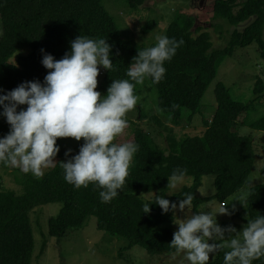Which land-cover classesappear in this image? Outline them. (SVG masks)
<instances>
[{
	"label": "trees",
	"instance_id": "1",
	"mask_svg": "<svg viewBox=\"0 0 264 264\" xmlns=\"http://www.w3.org/2000/svg\"><path fill=\"white\" fill-rule=\"evenodd\" d=\"M125 1L136 9L146 0ZM207 10L211 18L222 19L231 26L251 17L254 19L242 30L234 28L226 45L219 49L212 48L210 33L196 25L197 17L193 14L178 12L167 24L164 35L175 37L177 41L183 39L184 43L175 56L165 62L164 78L159 83L149 79L158 92V108L170 115L174 125H184L185 119L190 121L200 111L202 98L219 66L236 48L257 43L264 59V0H211ZM0 24V94H7L26 81L38 80L43 84L51 71L42 64L44 55L51 54L57 60L63 58L71 51V42L80 35L105 38L112 45V69H103L97 89L107 94L113 80L130 79L127 71L139 49L156 44L144 45L122 37L102 0H0ZM155 26V20L150 19L141 31H151ZM18 50L22 51L14 56ZM13 57L16 59L12 60ZM214 93L216 109L211 119H204L205 129L201 134L177 135L171 129L165 136L166 146L162 148L147 129L136 126L127 142L138 144L139 150L124 187L109 203L101 202V189L94 184L77 189L64 179L61 161L78 154L84 140L66 148L63 143L67 138L58 139L60 152L55 166L42 178L0 163L19 174L21 188L20 192L0 188V264H31L35 240L29 211L51 202L62 203L57 215L48 220V232L58 240L68 231L83 227L87 218L94 215L98 229L127 239L120 253L134 246L143 248L151 259L175 253L169 245L174 238L172 223L179 202L185 199L184 194L193 195V214L207 209L206 205L201 207L207 201L227 204L228 199L245 185L256 157L252 138L239 134L238 128L246 125L264 130V113L257 118L245 115L251 107H258V104L255 107L257 99H262L264 105L261 78L254 84V98L250 102L234 98L231 89L221 81L216 83ZM26 108V104L20 105L17 110ZM184 109L189 111L187 117ZM2 112L0 106V138L11 130ZM69 149L71 153L66 156ZM177 168H186V176L193 181L171 191L167 188L168 176ZM261 171L264 173V162ZM204 176H211L214 184V191L207 196L198 194ZM157 196L176 203L175 212L165 213L161 206L152 202ZM145 203H151L150 213L143 212ZM246 205L245 225L248 219L264 215V183L250 188ZM45 247L44 242L41 252ZM227 251L229 249L224 248L215 252L208 264H224ZM253 264H264V257Z\"/></svg>",
	"mask_w": 264,
	"mask_h": 264
},
{
	"label": "clouds",
	"instance_id": "2",
	"mask_svg": "<svg viewBox=\"0 0 264 264\" xmlns=\"http://www.w3.org/2000/svg\"><path fill=\"white\" fill-rule=\"evenodd\" d=\"M156 41L154 46L139 49L127 71L130 79L113 80L106 95L97 89L100 66L111 70L113 65L112 45L107 39L80 35L63 58L57 60L45 54L42 64L51 71L43 84L26 81L0 94L2 115L11 126L10 132L0 138V163L42 178L45 169L55 166L60 152L58 139H83L79 153L61 161L64 179L77 189L94 184L101 189V202H111L124 187L139 150L136 143L117 142L129 125L127 114L138 104L136 85L143 84L146 78L159 83L166 73L165 62L184 43L183 39L177 41L166 35L157 36ZM25 104L26 109L17 110ZM70 153L71 149L65 155ZM186 174V168L174 169L168 176L167 188L183 184ZM184 197L178 207L180 211L187 209V214L185 218H175L179 227L169 245L177 253H184L189 264H208L210 256L224 248L229 249L224 264H253L264 257V215L248 219L240 231L231 225L223 228L217 223V213L231 214L227 204L218 211L193 214V195L185 193ZM247 198L248 194L243 193L236 200L247 207ZM152 202L165 213L177 209L176 203L163 196ZM151 203L143 205L144 213L151 212ZM226 233L236 235L225 240Z\"/></svg>",
	"mask_w": 264,
	"mask_h": 264
},
{
	"label": "rangeland",
	"instance_id": "3",
	"mask_svg": "<svg viewBox=\"0 0 264 264\" xmlns=\"http://www.w3.org/2000/svg\"><path fill=\"white\" fill-rule=\"evenodd\" d=\"M210 1L146 0L143 5L136 9L131 8L125 0H102V4L113 16L122 37L134 39L144 45L154 44L157 42V36L165 34L167 24L174 18L175 14L184 12L197 17L196 25L202 26L203 30L210 33L212 48L219 49L226 45L230 32L234 28L242 30L254 17L239 25L231 26L222 19L211 18V13L207 10ZM150 19L155 20V28L145 33L142 32L141 28ZM21 51L15 52L14 56H17ZM15 59L16 57H13L12 60ZM103 69L104 67L100 66L99 82L102 79ZM258 78H261L264 82V59L260 56V48L257 43L236 48L233 55L227 56L219 66L215 79L211 82L202 98L200 111L190 121L185 119L184 125H174L169 119L170 115L158 108L157 89L150 79L146 78L143 84H137L136 94L139 96L138 104L134 110L127 114L129 125L123 135L118 138L117 142H127V139L138 125L147 129L162 148L166 146L165 136L171 129L177 135L201 134L205 129L204 119H211L216 109L214 89L217 82L221 81L225 83L231 89L234 98L250 102L254 98L253 87ZM262 102V99H257L255 107L257 104L258 107L255 109L251 107L245 115H249L251 118H257L262 115L264 113ZM140 112L144 113L145 116L140 115ZM183 113L187 117L189 111L184 109ZM152 115L156 117L150 118ZM238 132L241 135H248L252 138L256 157L252 172L245 185L228 199L227 207L230 209L231 214L217 213V223L223 228L231 225L237 231H240L245 226L248 213L247 207L236 199L243 193L249 194L252 186L264 183V173L261 171L264 162V130L253 129L245 125L239 126ZM81 141L83 139L77 141L74 138H67L63 144L66 148H69ZM49 168L45 169L44 173ZM18 176L19 174L12 169H5L0 166V188L14 189L16 192H20L21 188ZM192 179L190 176H185L183 184L170 190L177 191L184 185H190L193 181ZM213 191V178L211 176H204L203 184L199 188L198 194L207 196ZM205 205L207 209L203 207ZM233 205H235L234 209ZM61 206V202H51L35 206L29 211L35 240L31 264H189L184 258V253L175 252L163 255L160 258L151 259L145 250L139 246H134L120 253L122 247L127 243V239L98 229L96 226V216L94 215L87 218L83 227L68 231L66 236L58 240L49 234L48 220L50 217L57 215ZM220 206L219 201L213 200L203 203L201 207L204 208L202 209L203 212H212L218 211ZM186 214L187 209L185 211H180L179 208L176 210V217L182 219L186 217ZM178 227L177 223H172L174 233L178 230ZM235 235L236 233H226L225 240H229ZM44 242L46 243V247L41 252ZM212 242L217 241H210V243ZM214 256L215 253L210 256V260Z\"/></svg>",
	"mask_w": 264,
	"mask_h": 264
}]
</instances>
